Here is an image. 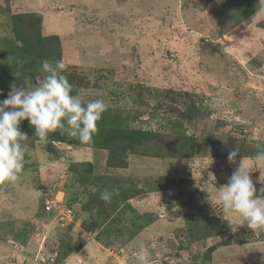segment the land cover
I'll return each mask as SVG.
<instances>
[{"label":"rangeland","instance_id":"374dc122","mask_svg":"<svg viewBox=\"0 0 264 264\" xmlns=\"http://www.w3.org/2000/svg\"><path fill=\"white\" fill-rule=\"evenodd\" d=\"M234 1L0 0L7 83L33 66L16 49L17 32L39 30L58 37L73 94L108 105L88 144L41 143L20 123L24 169L0 183V264H137L141 243L151 264H264V229L237 227L217 200L241 165L257 196L264 188L251 159L264 150V0H250L249 14ZM5 60L16 68L2 71ZM43 62L33 84L46 75ZM1 83L3 100L11 89ZM101 121L154 136L107 149ZM105 189L111 202L100 199ZM56 195L75 204L70 226L46 211Z\"/></svg>","mask_w":264,"mask_h":264},{"label":"clouds","instance_id":"9594fccd","mask_svg":"<svg viewBox=\"0 0 264 264\" xmlns=\"http://www.w3.org/2000/svg\"><path fill=\"white\" fill-rule=\"evenodd\" d=\"M22 47L23 42L17 41ZM67 65L63 60L51 64L44 61L41 71L45 73L38 84L24 75L23 84L10 85L7 97L0 100V183H13L19 178L25 165L23 141L27 133L20 130V123L27 120L34 127V136L41 143H47L50 133L59 132L81 143L91 142L98 131L97 123L107 111L108 105L100 99L82 100V94H73L72 85L64 72ZM20 78V74L16 75ZM3 93L0 92V95ZM239 155L236 147L228 153V161L234 162ZM257 169L264 172V150L251 157ZM242 165L228 178L226 185L218 189L217 200L222 211L233 215L236 226L247 224L248 228L264 229V188L257 196V189L250 173ZM114 191L105 189L100 199L111 202ZM137 264H151L150 251L141 243L136 253Z\"/></svg>","mask_w":264,"mask_h":264},{"label":"trees","instance_id":"16d2710c","mask_svg":"<svg viewBox=\"0 0 264 264\" xmlns=\"http://www.w3.org/2000/svg\"><path fill=\"white\" fill-rule=\"evenodd\" d=\"M234 2H235V4H233L234 7L240 8L241 11L245 9L248 14L253 11V9L249 8L251 4L250 0H235ZM24 16L25 14H16L15 18L18 20L17 21L18 23H21L25 19ZM261 24L264 27V21ZM20 32L25 33L24 31H20ZM29 36H30L29 34H26L23 36L17 32L18 41H22L23 46L22 47L16 46V49L21 51L24 55H27L33 64V66L30 68V73L27 74L28 76H30L31 74L34 75L36 73L35 69L44 60L59 61L60 59L59 47H58L59 45L57 42L58 37L56 35L43 36L39 33V30H38L37 33L34 34V38H31ZM51 40L57 43L55 47L56 48V59L50 58L51 56L49 55L50 54L49 52L52 51L53 49V46H49V43H48V41L50 42ZM12 50L14 49L12 48ZM14 65L15 63H10V62L7 63V60H5V63L1 64L2 71H3V67L9 69L11 66L13 68H16L14 67ZM6 72L7 71H4L3 76L0 75V83L2 82L1 84H4V86H10L12 84H15L17 87H20L23 84L22 80L16 81L18 78H15L13 75H12V79L15 78L14 81H10L9 83H7L8 81L6 82L4 79V78H8ZM18 74H21V73H18ZM41 75L44 76L43 74ZM68 80L72 85H74V89H75V84L73 83V80L71 78ZM2 98H4V95L3 96L0 95V100ZM102 123H103V136L101 137L100 143L104 146V148H107V149L111 147L113 143L120 144L119 147L121 149H124L127 146V144H132L130 145V147L134 145H140L150 140L151 137L154 136L153 131L141 129V128H131V127L123 126L122 123H119V122L118 123L117 122L108 123L106 121H101L100 126H102ZM32 131L33 133L35 132L34 127H32ZM36 138L38 139V137ZM97 140H100V139H97ZM48 141L50 142L61 141V142L70 143V140L67 138V136L61 135L58 131L55 133H50L48 137ZM78 142L81 143L79 140ZM83 144H88V143H83ZM130 147H126V148L130 149ZM124 152L128 153L129 151L125 150ZM127 198H130V197H127ZM139 228H142V227H139Z\"/></svg>","mask_w":264,"mask_h":264},{"label":"built area","instance_id":"2783aa9c","mask_svg":"<svg viewBox=\"0 0 264 264\" xmlns=\"http://www.w3.org/2000/svg\"><path fill=\"white\" fill-rule=\"evenodd\" d=\"M75 205V204H74ZM67 206L64 204L63 199H58L57 195L53 199H47L45 202V208L47 213H55L56 217L61 222V226H70L73 222L72 213L75 216V207ZM71 213V214H70ZM152 248H155V245H151Z\"/></svg>","mask_w":264,"mask_h":264},{"label":"crops","instance_id":"0c3cea01","mask_svg":"<svg viewBox=\"0 0 264 264\" xmlns=\"http://www.w3.org/2000/svg\"><path fill=\"white\" fill-rule=\"evenodd\" d=\"M0 241H1V240H0ZM1 243H2V242H1ZM1 245H2V244H1ZM1 245H0V246H1Z\"/></svg>","mask_w":264,"mask_h":264}]
</instances>
